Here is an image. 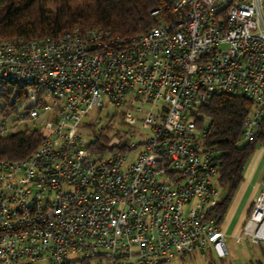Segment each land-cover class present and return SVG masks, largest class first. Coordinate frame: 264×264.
I'll use <instances>...</instances> for the list:
<instances>
[{
    "label": "built area",
    "instance_id": "obj_1",
    "mask_svg": "<svg viewBox=\"0 0 264 264\" xmlns=\"http://www.w3.org/2000/svg\"><path fill=\"white\" fill-rule=\"evenodd\" d=\"M4 82L23 88L22 118L46 137L27 158L0 160V264H160L206 246L228 255L210 214L217 148L197 110L242 95L253 110L241 142L259 135L264 0H172L167 19L131 37L79 27L0 37ZM108 106L147 131L137 127L124 148L98 156L79 130ZM243 234L264 242V190Z\"/></svg>",
    "mask_w": 264,
    "mask_h": 264
},
{
    "label": "trees",
    "instance_id": "obj_2",
    "mask_svg": "<svg viewBox=\"0 0 264 264\" xmlns=\"http://www.w3.org/2000/svg\"><path fill=\"white\" fill-rule=\"evenodd\" d=\"M171 5L172 0H0V37L39 39L59 36L75 27L104 28L119 37L137 36L167 19ZM156 9L159 12L152 14ZM25 98L23 88L15 83H0V118L14 113L17 102ZM252 110V100L242 95L214 96L197 110L198 125L208 130V141L217 148V186L225 190V195L216 201L210 214L220 226L244 179L247 164L264 140L263 119L259 135L245 144L241 142L244 121ZM91 134L93 140L88 146L98 156L122 149L130 140L117 131L112 135L105 130ZM45 137L40 127L1 135L0 160L27 158ZM208 264L217 263L210 258Z\"/></svg>",
    "mask_w": 264,
    "mask_h": 264
},
{
    "label": "rangeland",
    "instance_id": "obj_3",
    "mask_svg": "<svg viewBox=\"0 0 264 264\" xmlns=\"http://www.w3.org/2000/svg\"><path fill=\"white\" fill-rule=\"evenodd\" d=\"M28 101L26 99H20L17 102L16 110L8 117L0 118V123L3 124L5 130L2 134H10L17 131H22L25 128H34L39 127V122L31 120L29 118H22L26 113V107ZM149 107H147L148 109ZM84 126L79 130V134L83 137L84 142L87 144L93 140L91 132L102 131L109 133L110 135L119 132L124 135V138H130L134 135L137 127L146 132L145 128H141L140 123L131 126L127 122V113L124 109L118 110L115 106H108L106 108L96 110L92 112L89 116L84 118ZM106 128V129H103ZM142 136H137L136 141H142ZM259 150L263 151L261 157V163L259 170L254 178V181L251 183L249 188L244 192V194L237 198L238 194H242V187L244 182L239 187L235 199L232 201L230 208L227 213V217L232 216V220L227 227L228 237L226 245L229 249V254L220 258L213 247L206 246L203 249H198L194 253L186 256L184 259L179 257L174 258L171 261H167L164 264H208L210 258L214 259L217 264H252L255 262V252L260 250L258 245L251 243L243 234V223L248 219L249 212L252 209L251 204L257 200V196L260 190L264 189V140L259 144L256 154L253 156L250 164L255 160ZM135 156V153L128 156L131 160ZM249 164V166H250ZM260 182V186L256 187L257 182ZM219 194L217 200L225 195V190L220 186L218 187ZM239 200V201H238ZM252 205V206H253ZM250 207V208H249ZM227 223L225 221L222 229L225 230L224 226ZM237 227V230L236 228ZM239 227V228H238ZM239 229V230H238ZM236 230V231H234ZM233 232V235H231ZM241 236L242 239L240 242L237 241V237ZM259 252V251H258ZM253 259V261H251Z\"/></svg>",
    "mask_w": 264,
    "mask_h": 264
},
{
    "label": "crops",
    "instance_id": "obj_4",
    "mask_svg": "<svg viewBox=\"0 0 264 264\" xmlns=\"http://www.w3.org/2000/svg\"><path fill=\"white\" fill-rule=\"evenodd\" d=\"M263 141H261L260 143H262ZM259 143V144H260ZM259 146V145H258ZM258 146H257V148H258ZM257 148H256V150H255V152H254V154L252 155V157H251V159H250V161H249V163L247 164V166H246V169H245V172H244V179H243V181H242V183L244 182V184H243V187L241 188L242 189V194H238V196H237V198L241 195H243L244 194V192L247 190V188H249V186L251 185V183L254 181V178H255V176H256V174H257V172H258V170H259V167H260V163H261V157H262V154H263V151L262 150H259V152H258V154H257V157L255 158V160L250 164V162H251V160H252V158H253V156L256 154V151H257ZM249 164H250V166H249ZM241 183V184H242ZM241 186V185H240ZM258 186H260V182L258 181L257 182V184H256V187L258 188ZM262 190H264V189H262ZM262 190H260V192L262 191ZM260 192H259V194H260ZM258 194V195H259ZM258 197V196H257ZM237 198H233V200L235 199V201H236V199ZM239 199H240V197H239ZM239 201V200H238ZM232 203V202H231ZM252 205L253 204H251L250 205V207H252ZM249 207V208H250ZM230 208V207H229ZM229 210V209H228ZM227 213H228V211H227ZM227 213H226V215H225V218H224V222H223V224H222V226L224 225V223H225V221H227V223L225 224V226H224V228H225V230H224V232H225V236H226V242H227V237H228V232H227V227H228V225H229V223L231 222V218H232V216L230 215V217H227ZM246 222V221H245ZM244 224L245 223H243V225L242 226H244ZM236 228V230H237V227H235ZM239 228V227H238ZM236 230H234V231H236ZM239 230V229H238ZM231 235H233V232H232V234ZM238 242H240L241 240H237ZM255 245H258L259 247V249L260 250H258V251H256L255 252V256H257L256 258H255V262L253 261V259L251 260V261H253L252 262V264H256V263H258V261H262V262H264V242L263 243H260V244H255ZM228 248V247H227ZM228 251H229V249H228ZM229 254V253H228Z\"/></svg>",
    "mask_w": 264,
    "mask_h": 264
}]
</instances>
